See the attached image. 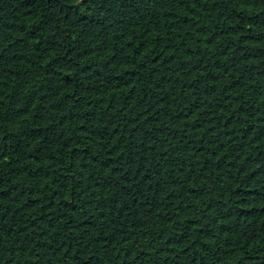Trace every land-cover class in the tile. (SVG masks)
<instances>
[{"label":"trees","instance_id":"1","mask_svg":"<svg viewBox=\"0 0 264 264\" xmlns=\"http://www.w3.org/2000/svg\"><path fill=\"white\" fill-rule=\"evenodd\" d=\"M0 264H264V0H0Z\"/></svg>","mask_w":264,"mask_h":264}]
</instances>
